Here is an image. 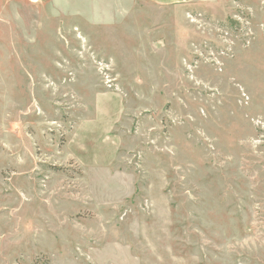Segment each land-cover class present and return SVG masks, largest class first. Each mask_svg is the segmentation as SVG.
<instances>
[{"label": "rangeland", "instance_id": "rangeland-1", "mask_svg": "<svg viewBox=\"0 0 264 264\" xmlns=\"http://www.w3.org/2000/svg\"><path fill=\"white\" fill-rule=\"evenodd\" d=\"M94 1L0 3V264H264V1Z\"/></svg>", "mask_w": 264, "mask_h": 264}, {"label": "crops", "instance_id": "crops-1", "mask_svg": "<svg viewBox=\"0 0 264 264\" xmlns=\"http://www.w3.org/2000/svg\"><path fill=\"white\" fill-rule=\"evenodd\" d=\"M13 1H15V0H0V3H2V2H4V3L5 2H13ZM77 1L78 2H87L88 4L95 2L94 0H77ZM148 1L152 2L156 5H161V6H174V5H187V4H190L196 0H148ZM256 1L260 2V1H264V0H256ZM75 2H76V0H75ZM260 10H262V9H260ZM261 13H263V17H264V11Z\"/></svg>", "mask_w": 264, "mask_h": 264}, {"label": "built area", "instance_id": "built-area-1", "mask_svg": "<svg viewBox=\"0 0 264 264\" xmlns=\"http://www.w3.org/2000/svg\"><path fill=\"white\" fill-rule=\"evenodd\" d=\"M30 1L36 3V2H41L42 0H30Z\"/></svg>", "mask_w": 264, "mask_h": 264}]
</instances>
